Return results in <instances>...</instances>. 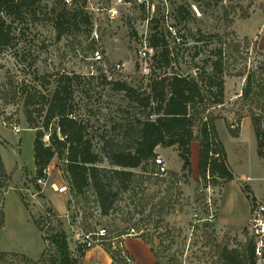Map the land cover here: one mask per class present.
I'll use <instances>...</instances> for the list:
<instances>
[{"label":"rangeland","instance_id":"1","mask_svg":"<svg viewBox=\"0 0 264 264\" xmlns=\"http://www.w3.org/2000/svg\"><path fill=\"white\" fill-rule=\"evenodd\" d=\"M98 6L102 10L97 12ZM180 7L190 13L184 19ZM75 10L91 23L72 19L70 30L59 35L58 23ZM153 18L161 20L178 58L171 71L209 68L205 60L215 47L230 48L224 103L209 111L217 117L229 166L244 191L251 199L252 185L264 194V157L253 126L254 117L264 121V0H73V5L41 0L35 15L14 22L12 43L0 49V152L8 174L0 172V264H53L57 249L51 236L58 231L66 232L71 253L76 231L107 228L109 240L103 248L81 253L82 264H111L112 259L118 264H221L220 249L241 247L251 238L248 227L237 233L217 225L225 181L215 184L210 176L205 181L195 165L183 176L177 146L157 148L167 162L166 174L156 175L157 165L151 163L135 169L149 178L120 193L109 214L103 213L93 189L72 193L58 158L49 166L47 184L37 178V130L29 127L24 100L15 95L19 85L26 81L49 94L58 75L82 76L75 85L76 109L102 157L99 166L114 168L108 155L117 141L126 146L123 124L144 117L146 110L108 81L147 87ZM170 26L176 32H168ZM95 50L101 51V60L93 58ZM249 74L257 86L246 97ZM62 186L67 189L60 191ZM133 227L138 234H130Z\"/></svg>","mask_w":264,"mask_h":264},{"label":"trees","instance_id":"2","mask_svg":"<svg viewBox=\"0 0 264 264\" xmlns=\"http://www.w3.org/2000/svg\"><path fill=\"white\" fill-rule=\"evenodd\" d=\"M40 1L0 0V49L12 43L14 22L35 15ZM179 13L181 19L190 14L183 7H180ZM79 18L87 24L91 23L88 15L75 10L64 22L58 23L59 35L70 30L72 19ZM149 24L152 30L149 42L154 53L147 87L138 88L126 81H108L113 90L123 92L132 103L146 110L144 117L129 119L123 124L125 128L121 136L126 146L119 147L120 141H117L115 145L118 147L108 155L114 168L99 166L102 157L94 148L88 124L76 109L75 85L82 76L68 73L58 75L49 94L26 81L19 85L18 92L15 91V95H20L24 100L29 127L37 130L34 140L37 178L45 177L51 162L58 158L63 162L72 193L80 196L93 189L104 214H109L120 193L136 189L138 185L135 183L142 184L145 178H149L145 172L138 175L135 169L150 163L156 166L157 148L160 146L178 147L183 160V176L187 177L192 171L191 145L198 141L201 177L205 181L212 179L215 184L217 179L225 182L235 179L225 144L217 129V117L209 111L213 106L224 103V74L230 48L215 47L205 60L209 68L195 72L171 71L174 60L178 58L173 56L166 42L165 31L160 27L161 20L153 18ZM169 28L168 32H176L172 26ZM256 82L255 76L249 74L244 96H251ZM48 83L51 84V81ZM253 126L258 153L264 157V121L254 117ZM0 172L8 175L1 152ZM255 199L251 195L252 203ZM51 240L57 249L52 263L68 264L70 252L66 232L53 233ZM219 260L221 264H257L252 239L249 238L241 247H223L219 250Z\"/></svg>","mask_w":264,"mask_h":264},{"label":"built area","instance_id":"3","mask_svg":"<svg viewBox=\"0 0 264 264\" xmlns=\"http://www.w3.org/2000/svg\"><path fill=\"white\" fill-rule=\"evenodd\" d=\"M68 5H73V0H64ZM119 3L123 0H118ZM97 12L102 10L99 6L96 8ZM97 23V18L96 21ZM93 58L95 60H101L102 55L100 50H95L93 52ZM121 65L118 64V67ZM156 175H164L167 173V162L161 157L156 158ZM49 168L46 171V176L39 179L41 184L48 183ZM248 181H252V177L247 178ZM56 186V184H54ZM58 187V186H57ZM66 186L59 188L60 191H65ZM249 233L253 241L254 246V256L257 264H264V196L262 198L256 199L252 203L251 208V218L249 223ZM130 234H138L137 229L133 227ZM109 232L106 227H100L97 230H78L73 235L72 240L74 243V248L69 256L68 264H82L81 253L91 250L93 248H103L104 244L109 240ZM111 264H118L114 259L111 260Z\"/></svg>","mask_w":264,"mask_h":264},{"label":"crops","instance_id":"4","mask_svg":"<svg viewBox=\"0 0 264 264\" xmlns=\"http://www.w3.org/2000/svg\"><path fill=\"white\" fill-rule=\"evenodd\" d=\"M191 152L192 168L194 169L193 166L195 165V168L198 169L200 161V143L198 141L192 143ZM230 167L232 166L230 165ZM233 172L236 178L225 182L222 186L216 222L224 230L240 233L249 226L252 201L238 181V174ZM250 189L255 198L264 196V194L258 195L252 185H250Z\"/></svg>","mask_w":264,"mask_h":264}]
</instances>
